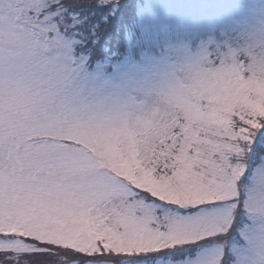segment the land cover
<instances>
[{"label":"rangeland","instance_id":"374dc122","mask_svg":"<svg viewBox=\"0 0 264 264\" xmlns=\"http://www.w3.org/2000/svg\"><path fill=\"white\" fill-rule=\"evenodd\" d=\"M130 4L112 39L74 14L58 39L0 25V246L25 245L0 264H264L243 251L264 230V152L228 149L264 126V0ZM173 129L164 148L215 163L173 169Z\"/></svg>","mask_w":264,"mask_h":264},{"label":"snow or ice","instance_id":"6c2138e0","mask_svg":"<svg viewBox=\"0 0 264 264\" xmlns=\"http://www.w3.org/2000/svg\"><path fill=\"white\" fill-rule=\"evenodd\" d=\"M5 0H0V11L3 10V5ZM95 9L100 13V18L104 22H109L111 19L116 18L123 10L124 5L121 0H90ZM70 15H67L69 14ZM79 19V17H77ZM67 21L68 24L72 21L71 9L63 6L62 0H15V7L9 9L7 16L0 15V25L6 24L9 29L15 28L19 24H28L33 28L38 27L42 22H47V27L41 28L38 39H58L59 34L64 32L67 35V27H62V23ZM72 41V38L69 37ZM211 45V40L208 42V46ZM194 49L204 50L205 41L200 39L195 44L177 49L174 53L175 56L190 54ZM78 71L82 74L84 81H87L93 88L98 89L93 86L91 81L93 77L89 75L86 70V65L81 60L79 62ZM99 90V89H98ZM183 132L177 134L176 130L173 129L170 135L166 134L159 140V145L162 149L161 155L165 157H170L173 160L171 165L173 169L185 168L186 166L196 169L201 165L207 166L209 164L215 163V157L217 155V150H206L198 148L194 141L185 139L183 147L177 150L175 145L172 148H164L168 141L173 139H178L183 137ZM233 139L238 140V143L233 145H228L229 151H235L239 156L255 155L257 149L264 152V126H259L256 129H249L242 136H234ZM155 155V153H153ZM152 161L149 160V163ZM165 166L167 167V159L165 160ZM236 171V169H234ZM259 176L260 180L264 182V168H257L255 176ZM27 239V238H25ZM247 247L243 251L251 253L255 250V247L259 245L264 247V230L260 235L253 232L251 235L245 236ZM43 243V241H42ZM25 247L23 241L17 240L14 243L5 246H0V251H15L17 249H23Z\"/></svg>","mask_w":264,"mask_h":264},{"label":"trees","instance_id":"16d2710c","mask_svg":"<svg viewBox=\"0 0 264 264\" xmlns=\"http://www.w3.org/2000/svg\"><path fill=\"white\" fill-rule=\"evenodd\" d=\"M62 3L63 6L71 9L72 15H76L74 17H79V19L82 20L83 25L86 24L87 26L93 27V31L96 32V35H98V37H102V35L105 34L111 36L108 37L110 39H112V37L114 36L115 30L122 29L123 27H125V24L128 21L127 19L130 13V9L132 8L130 0H121V3L124 5L122 12L116 18L111 19L109 22L106 23L100 18V13L95 9V7L92 4H89L90 0H62ZM67 15H70V13ZM238 226L240 225H234V227L231 228L230 232L233 231L234 234H236ZM231 236L228 235L225 238H229L230 240ZM167 252H170V250H166V252L161 255L166 256ZM155 254L157 253L150 255L154 256ZM2 257L3 260L6 258L4 256Z\"/></svg>","mask_w":264,"mask_h":264}]
</instances>
